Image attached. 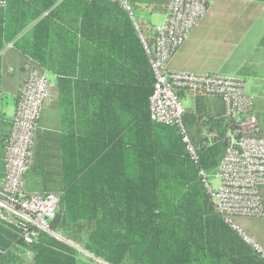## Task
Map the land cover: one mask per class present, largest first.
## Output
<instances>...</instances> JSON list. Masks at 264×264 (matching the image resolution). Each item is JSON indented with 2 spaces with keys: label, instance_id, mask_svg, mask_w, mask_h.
Segmentation results:
<instances>
[{
  "label": "trees",
  "instance_id": "16d2710c",
  "mask_svg": "<svg viewBox=\"0 0 264 264\" xmlns=\"http://www.w3.org/2000/svg\"><path fill=\"white\" fill-rule=\"evenodd\" d=\"M127 1L145 30L151 23L140 17L166 14L170 3ZM156 1L165 3L164 9L146 13L145 6ZM8 45L27 59V71L44 68L58 79L63 179L48 180L40 170V162L49 161L40 139L50 133L39 134L28 173L51 182L54 190H25L62 194L55 230L110 264H264L215 213L200 175L215 173L224 158V108L211 109L201 96L186 114L200 154L196 163L178 127L150 119L155 78L119 3L6 0L0 8V124L11 121L2 111L1 53ZM205 132L216 133L219 142L208 148ZM25 252L33 264H85L45 235L28 245L18 231L0 224V264H24Z\"/></svg>",
  "mask_w": 264,
  "mask_h": 264
},
{
  "label": "built area",
  "instance_id": "2783aa9c",
  "mask_svg": "<svg viewBox=\"0 0 264 264\" xmlns=\"http://www.w3.org/2000/svg\"><path fill=\"white\" fill-rule=\"evenodd\" d=\"M129 14L149 58L155 78L150 98V119L158 124L176 126L192 160L200 154L185 125L189 107L201 96L219 97L224 103L225 155L215 173L201 171L204 187L215 213L236 231L243 241L264 259V249L249 237L236 219L264 216L261 189L264 188V134L255 115L254 97L240 77L221 74H192L169 69L175 53L205 18L210 0H170L165 19L145 30L136 21L127 0H111ZM6 0H0V8ZM50 80L42 69L29 71L20 88L16 112L4 143V175L0 179V224L19 232L28 245L45 235L70 248L77 261L85 264H110L85 245L55 230L61 193L31 194L24 189L40 120L49 94ZM207 147L219 142L216 133H204ZM216 182V183H214ZM25 255L31 256L29 252Z\"/></svg>",
  "mask_w": 264,
  "mask_h": 264
},
{
  "label": "crops",
  "instance_id": "0c3cea01",
  "mask_svg": "<svg viewBox=\"0 0 264 264\" xmlns=\"http://www.w3.org/2000/svg\"><path fill=\"white\" fill-rule=\"evenodd\" d=\"M164 5L165 3L156 1L150 6H145L146 13H151L159 8L164 9ZM140 19L146 23L149 21L151 24L147 28H150L163 22L165 12L150 14L148 18L144 13ZM263 36L264 1L210 0L205 18L191 33L186 43L172 57L169 62V69L175 72L198 75L215 73L242 78L246 83L248 93L254 97L255 115L264 134V47L261 46ZM1 58L4 73L2 91L6 96L2 111L6 113L8 118L12 119L16 112L17 91L29 75L27 59L12 45L5 48L1 53ZM40 69L47 72L50 89L34 151H36L40 139L39 134L50 133L48 137L42 135L40 139L49 161L43 164L40 162L39 168L43 173L49 174L48 180L59 183L63 179L61 151L64 149V145H62L59 132L61 117L58 100V79L48 70ZM242 69H246L244 76L240 74ZM204 99L211 106V109L224 108L222 99L218 97H205ZM197 101L198 99L188 111L195 109ZM9 131L10 120L2 122L0 124V179L3 177L5 170L3 162L4 143ZM51 185V182L46 185L45 181L43 183L39 177H35L31 173L26 175L24 181V189L31 193L54 190ZM261 198L264 206V188L261 189ZM260 218H264V216ZM245 219L237 220L253 235L256 232L247 223L243 222ZM254 241L264 249L263 237L259 239V236H256ZM22 258L25 261L24 264H33L32 256L23 255Z\"/></svg>",
  "mask_w": 264,
  "mask_h": 264
},
{
  "label": "rangeland",
  "instance_id": "374dc122",
  "mask_svg": "<svg viewBox=\"0 0 264 264\" xmlns=\"http://www.w3.org/2000/svg\"><path fill=\"white\" fill-rule=\"evenodd\" d=\"M191 106H192L191 104L186 105V107H189V108ZM214 183H216V182H214ZM236 222L238 223V225L240 226V228L243 231L248 232L247 233L248 236L251 237L253 240H256V236H259V239H260V237H263L264 238V218H249V219H245V221H243V222L247 223V225L250 228H253L255 230L256 233H254L253 236H252V234L249 231H247L245 229L244 226H242V225L239 224V221L238 220H236ZM257 231H258V233H257ZM252 251H253V249H252Z\"/></svg>",
  "mask_w": 264,
  "mask_h": 264
}]
</instances>
